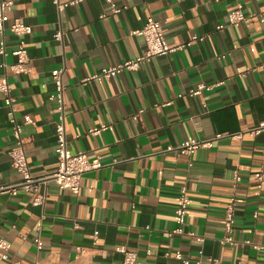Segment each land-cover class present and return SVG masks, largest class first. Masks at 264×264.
<instances>
[{
  "label": "crops",
  "instance_id": "crops-1",
  "mask_svg": "<svg viewBox=\"0 0 264 264\" xmlns=\"http://www.w3.org/2000/svg\"><path fill=\"white\" fill-rule=\"evenodd\" d=\"M10 1L9 19L31 27L25 38L28 72L7 74L17 118L29 116L33 122L21 133L31 174L42 176L56 167L59 111L50 100L55 69L63 70L67 148L102 167L83 175L77 195L53 183L40 187L41 206H32L31 196L21 191L0 194V239L10 244L9 260L0 264H122L119 246L136 254L134 264H181L176 253L194 264L199 250L217 264H264V131L246 133L264 122V22L227 24L237 5L248 15L264 9V0H111L122 8L116 15L105 0L60 12L52 0ZM148 17L160 24L170 46L192 36L202 41L114 79L83 83L102 68L144 53L135 32ZM57 31L60 41L53 38ZM3 41L7 56H0V79L1 65L14 62L10 53L17 39L5 31ZM199 84L210 89L190 96ZM101 126L106 130L89 133ZM225 133L242 135L215 140L189 158L163 152L185 140L208 141ZM12 146L0 95L4 185L19 180L8 156ZM183 185L189 204L183 234L175 235L174 211ZM232 196L236 245L230 247L218 239Z\"/></svg>",
  "mask_w": 264,
  "mask_h": 264
},
{
  "label": "built area",
  "instance_id": "built-area-1",
  "mask_svg": "<svg viewBox=\"0 0 264 264\" xmlns=\"http://www.w3.org/2000/svg\"><path fill=\"white\" fill-rule=\"evenodd\" d=\"M87 0H68L61 2L59 0H52L56 10L60 12L66 7L77 5ZM109 5L111 14H119L121 12L120 7H117L111 0H105ZM12 2L10 0H0V56H7L5 45L3 41V34L5 31L15 36L17 39L15 49L10 53L14 62L11 65L2 64L4 69V75L0 79V95L2 96V102L5 108V115L10 127V133L13 139V146L8 151V156L11 162L12 168L15 170L19 177V180L14 184L4 185L0 183V194H8L15 196L17 192L21 191L30 195L32 206H41L44 203L45 196L39 192L40 187H46L48 183H53L59 190L68 191L71 194L77 195L80 190V182L84 174L98 170L102 167V164L94 159L88 160L86 155L82 152L71 153L67 148V141L65 138V131L63 126V113H62V92L64 85L62 83V69L52 70L51 80L54 86V94L50 97V100L55 101L57 109L59 111L58 122L54 126L55 133V146L54 152L56 157L55 169L42 176H33L30 172L25 151L23 148L21 133L22 128L27 125H32L33 122L29 116H23L18 119L16 116V99L12 95V89L8 82V76L10 75H24L28 72L25 64L27 62V51L25 38L31 34V27L21 23L17 19L10 20L9 12L11 11ZM102 17V16H101ZM257 19L259 22H264V9L257 13L245 15L241 5H237L236 8L227 15V24L233 25L238 23H246L249 20ZM223 26H218L217 29H222ZM135 34L142 37L145 45V50L142 55L107 68H102L89 78L83 80V83L88 80H102V79H114L123 71H136L142 65L147 64L154 57H165L170 54H174L185 47L190 46L193 41H202V38L192 36L185 44L178 46H170L165 40L163 30L158 22L148 17L141 30L135 32ZM53 38L55 41H60L62 33L57 31ZM210 89L209 86L203 84L197 85L194 89L188 93L190 96H198L203 90ZM106 130V126L98 128H91L89 133L92 135H98L101 131ZM264 131V122L258 124L255 128L249 129L246 133L249 136H254L257 133ZM242 134H217L212 140L208 141H195L185 140L176 146H168L163 152L174 151L180 155L191 157L194 152L201 148L212 146V142L223 137L231 139H240ZM264 148V146H263ZM264 153V152H263ZM258 182L257 190L259 192L262 181V174L259 173L256 177ZM239 177L235 176L234 182H238ZM178 207L174 211V221L176 223V229L172 232L175 235L183 234L182 226L185 222L186 213L188 210L189 198L187 189L183 185L178 192ZM235 206L236 202L232 196L224 208L223 214V235L218 239V243L222 246L227 245L233 247L236 245V241L233 238L234 225H235ZM197 241H201L197 238ZM33 243L37 249L42 246L38 237L33 238ZM247 244V242H245ZM256 248V247H255ZM257 249V248H256ZM10 244L0 239V261L9 260ZM116 252L122 255V264H134L136 260V254L134 252L127 251L124 246H119L115 249ZM149 252H146L148 254ZM174 259L181 264H189L187 259H183L179 253L174 255ZM18 264V263H13ZM194 264H217V260L211 257H202V251L197 252V259ZM235 264H242L236 262Z\"/></svg>",
  "mask_w": 264,
  "mask_h": 264
}]
</instances>
